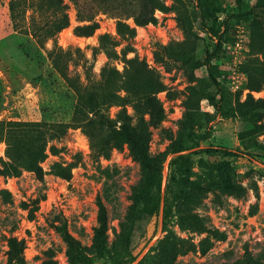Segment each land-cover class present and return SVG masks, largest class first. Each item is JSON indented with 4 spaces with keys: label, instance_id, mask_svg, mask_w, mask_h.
<instances>
[{
    "label": "rangeland",
    "instance_id": "rangeland-1",
    "mask_svg": "<svg viewBox=\"0 0 264 264\" xmlns=\"http://www.w3.org/2000/svg\"><path fill=\"white\" fill-rule=\"evenodd\" d=\"M117 1L129 41L110 0H0V264H264V8ZM123 118L150 131L149 186L116 147Z\"/></svg>",
    "mask_w": 264,
    "mask_h": 264
},
{
    "label": "trees",
    "instance_id": "trees-1",
    "mask_svg": "<svg viewBox=\"0 0 264 264\" xmlns=\"http://www.w3.org/2000/svg\"><path fill=\"white\" fill-rule=\"evenodd\" d=\"M110 7L108 10L117 17L116 22V30L117 33L122 36L123 39L129 41L134 36V29L130 28L127 24L121 21L123 17H128L130 14V7L122 1L110 0ZM238 3L240 0H236ZM156 4L151 7V11L147 10V13L143 17V19L135 18V22L137 24H144L147 22L154 21V17L152 14L153 9H155ZM264 8V0H256L253 6V9H263ZM251 9L249 13H254V10ZM87 21L90 22L89 25L85 27H76L78 31L86 30L83 33L89 34L95 28H97V24L94 21V15H91ZM68 24V16L64 13L61 17V22L56 28V31H60ZM212 28L209 32L210 35L215 34V30ZM106 38V35H101L99 37L100 42ZM264 57V53H263ZM131 60V59H130ZM201 65L205 66L209 71L210 62L207 57H204ZM114 72H117L114 70ZM212 83L219 90L220 94L223 96L222 90L219 87L216 79L209 73ZM261 104H264V100L260 101ZM120 124L118 128L114 132V139L116 141V147H120L121 144H125L135 162L138 163L139 168L142 174L141 183L145 186H149L153 183V176L156 171V159L151 156L149 153V142H150V131L147 128L145 121L143 118H139L136 124H131L129 118H123L120 120ZM96 206H97V225L93 228V237H92V246L94 248L102 249L105 244V237L107 231V215L106 209L99 197L96 198ZM57 231L62 238V240L66 243L69 248V251L72 249L73 245L76 243L74 237L68 232L66 225L62 224L58 226ZM8 258L12 262L22 261L21 253L23 251V243L18 242L16 238H10L8 240ZM68 251V253H69Z\"/></svg>",
    "mask_w": 264,
    "mask_h": 264
}]
</instances>
